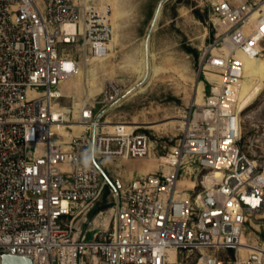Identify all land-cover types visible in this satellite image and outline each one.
<instances>
[{
  "label": "built area",
  "instance_id": "built-area-1",
  "mask_svg": "<svg viewBox=\"0 0 264 264\" xmlns=\"http://www.w3.org/2000/svg\"><path fill=\"white\" fill-rule=\"evenodd\" d=\"M257 7L213 2L218 50L208 62L222 82L212 83L153 172L118 185L104 165L147 157L150 135L104 119L117 85L105 88L99 112L95 101L66 103L64 87L88 56L110 51L111 11L89 0H0V264L5 253L33 264H81L88 255L98 264H173L172 251L197 252L199 264H264V245L240 252L264 214V169L242 150L239 107L241 55L260 58L264 50ZM182 177L194 185L181 187ZM108 185V225L99 237H79L72 219Z\"/></svg>",
  "mask_w": 264,
  "mask_h": 264
},
{
  "label": "rangeland",
  "instance_id": "rangeland-1",
  "mask_svg": "<svg viewBox=\"0 0 264 264\" xmlns=\"http://www.w3.org/2000/svg\"><path fill=\"white\" fill-rule=\"evenodd\" d=\"M97 9L111 11L116 40L111 41L109 55L103 59L89 58L85 64L89 71V93L81 82V76L67 84L66 103L90 100L96 102V111L104 109L101 103L108 84L117 85L119 99L104 115L112 121H133L141 126L152 139L151 154L141 160L112 159L104 165L115 184L131 177L145 174L156 168V158L166 153L183 135L188 117L204 103L205 95L212 86L213 71L207 65L218 35L214 25L213 2L215 0H165L159 17L151 32L150 49L155 53L154 63L162 72L142 81L143 88L134 92L127 90L141 81L139 73L131 62H136L144 50V43L150 31L154 14L160 0H89ZM264 6V0H250ZM264 46V43H263ZM87 62V63H86ZM211 79V80H210ZM262 80L264 84L263 55L252 69L249 78V92L252 83ZM147 82V83H146ZM201 85L204 98L198 100ZM106 86V87H105ZM202 103V105H203ZM242 111L243 135L241 147L244 153L257 161L264 169V85L256 96L246 97ZM194 185V181L182 177L180 186ZM108 185L94 205L82 208L72 219L74 232L82 238L100 236L102 223L108 225L111 219L113 196ZM255 226L250 225L244 236V245H264V214ZM240 252L246 255V249ZM235 254V251H233ZM233 255V254H232ZM173 264H199V253L182 251L178 257L171 253ZM81 264H98L97 259L88 255Z\"/></svg>",
  "mask_w": 264,
  "mask_h": 264
},
{
  "label": "bare ground",
  "instance_id": "bare-ground-1",
  "mask_svg": "<svg viewBox=\"0 0 264 264\" xmlns=\"http://www.w3.org/2000/svg\"><path fill=\"white\" fill-rule=\"evenodd\" d=\"M256 4V3H255ZM156 13V12H155ZM264 13V6H260L258 5V7L253 11V18H256L258 17L260 14ZM160 14V13H159ZM155 15V14H154ZM159 17V15H158ZM154 19V17H153ZM158 19V18H157ZM157 22V21H156ZM152 23H153V20H152ZM152 23H151V27H152ZM156 24V23H155ZM150 27V31H151V28ZM155 27V25H154ZM154 30V29H153ZM152 30V31H153ZM149 31V32H150ZM151 38V37H150ZM116 40V34L114 32L110 42H109V47H110V50H111V41L114 42ZM150 49V42L149 44H147V37H146V40H145V43H144V50L142 51V54H141V57L139 58V60H137L136 62H131V66L135 67V69L137 70V72L139 73V77L141 78V81L138 82L137 84L131 86L127 92L131 93V92H134L138 89H142L143 88V83L142 81L144 79H149L155 75H158L162 72V67H160L159 65L155 64L154 63V59H155V53ZM217 47L215 46L213 49H212V53H216L217 51ZM110 52V51H109ZM109 52L107 55H109ZM107 55L105 57H107ZM97 58V59H103L105 57H98L97 55H90L87 57V59L85 61H88L89 58ZM242 59L245 61V66H246V77L242 83V87H241V90H240V101H239V107H240V111H243L244 107L246 106V104H244V100L246 97H254L256 96V94L262 89L263 87V82L262 80H258L257 82L254 81V83H252L251 85V88L249 90V92H247V88H248V84H249V78L251 77L252 75V69H254L256 67V64H257V61L259 58H247L245 57L244 55H241ZM262 57V56H261ZM87 63V62H86ZM207 65L210 67L209 65V62L207 63ZM209 73H211L212 77L214 78L213 80H211L210 82L212 83H215V84H220L222 82V77L220 75H218L217 73H215L214 71H209ZM77 77H80L81 76V82L82 84L84 85L85 89H86V92L89 93V87L91 86V83H90V77H89V71H88V68H87V64H85V67L83 69V71L80 69L78 74L76 75ZM75 76V77H76ZM75 77H73L72 79H74ZM68 80L66 81L64 87H65V92L68 96H70L68 93H67V84L72 80ZM113 83V82H112ZM147 83V82H146ZM109 85V84H108ZM106 87V86H105ZM203 98H204V91H203V87L201 85H199L198 87V100H197V103H201L203 101ZM119 99V97L116 99V101ZM88 100V99H86ZM205 100V99H204ZM116 101H114L110 106H108V108H112L114 106V104L116 103ZM203 103V102H202ZM202 103L200 105H202ZM79 104L78 101H75V105L77 106ZM108 123L109 122H112V120L110 119H107L106 120ZM132 125H136L138 127H141L139 125H137L136 122H133V121H129ZM75 130L77 131L78 129L81 128L80 125H75L74 126ZM152 144L153 142L151 143V149H152ZM149 156V155H148ZM147 156V157H148ZM146 157H144L143 159H145ZM122 160H133L131 158H124ZM135 160H141V159H135ZM157 160V158H156ZM156 168L158 166V161H156ZM155 168V169H156ZM154 169V170H155ZM153 170V171H154ZM151 171V172H153ZM221 175V173H218V176ZM133 177H131L130 179H132ZM124 181V182H121V184H118V185H126L129 181ZM256 227V226H255ZM246 234L243 235L242 237V242H241V248H244L246 249V254L249 252V251H252V250H257V251H260V246L258 245H244V236ZM171 253H175V251H172Z\"/></svg>",
  "mask_w": 264,
  "mask_h": 264
},
{
  "label": "water",
  "instance_id": "water-1",
  "mask_svg": "<svg viewBox=\"0 0 264 264\" xmlns=\"http://www.w3.org/2000/svg\"><path fill=\"white\" fill-rule=\"evenodd\" d=\"M164 1L165 0H160L159 5L157 7L156 13L154 15L152 27H151L152 29H151V31L147 35V44H149V42H150L151 32L154 29V25H155V23L157 21L158 15H159V13L161 11V8L163 6ZM105 175L109 179L110 183H112V181L110 180V178L108 177V175L106 173H105ZM2 264H33V261L28 256H21V255H14V254H10V253H5L3 255Z\"/></svg>",
  "mask_w": 264,
  "mask_h": 264
}]
</instances>
